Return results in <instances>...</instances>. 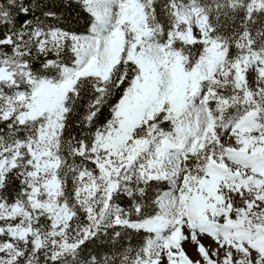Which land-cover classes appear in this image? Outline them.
Returning a JSON list of instances; mask_svg holds the SVG:
<instances>
[{"label":"snow or ice","instance_id":"snow-or-ice-1","mask_svg":"<svg viewBox=\"0 0 264 264\" xmlns=\"http://www.w3.org/2000/svg\"><path fill=\"white\" fill-rule=\"evenodd\" d=\"M0 264H264V0H0Z\"/></svg>","mask_w":264,"mask_h":264}]
</instances>
